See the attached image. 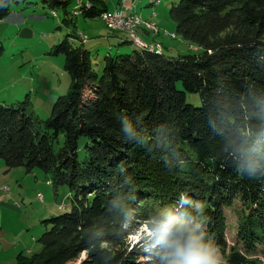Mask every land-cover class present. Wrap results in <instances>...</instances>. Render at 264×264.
I'll return each instance as SVG.
<instances>
[{
  "label": "trees",
  "instance_id": "trees-1",
  "mask_svg": "<svg viewBox=\"0 0 264 264\" xmlns=\"http://www.w3.org/2000/svg\"><path fill=\"white\" fill-rule=\"evenodd\" d=\"M13 2L0 0V22ZM41 2L62 10L75 31L72 0ZM91 2L83 16L96 18L104 3ZM170 16L200 53L136 48L106 56L98 74L93 53L66 37L50 54L64 57L71 89L50 117L42 120L28 100L0 103L7 169H40L73 194L71 209L46 221L41 251L14 264H168L161 223L182 226L197 246L212 240L227 264H263L249 254L264 247V0H181ZM187 93H199L202 106ZM235 202L229 247L226 209ZM143 224L156 248L128 243Z\"/></svg>",
  "mask_w": 264,
  "mask_h": 264
},
{
  "label": "rangeland",
  "instance_id": "rangeland-1",
  "mask_svg": "<svg viewBox=\"0 0 264 264\" xmlns=\"http://www.w3.org/2000/svg\"><path fill=\"white\" fill-rule=\"evenodd\" d=\"M102 1L110 9L119 3L118 0ZM152 1L138 0L134 8L144 11L148 18L156 11L158 18L155 20L162 25H168L167 29L175 33L176 36L172 37L176 39H171L170 32L166 34L163 26H160L161 32L154 22L145 21L142 17L138 27L125 31L115 28L109 20L101 19L106 11L101 12L98 18L84 17L92 8L91 0H72L69 6L70 17L75 21V31L90 37L85 42L80 36V40L74 37L73 26L63 24L65 15L62 10L51 12L43 6L41 0H21L19 3L14 0L11 15L0 22V103L14 105L28 100L33 111L46 121L57 99L71 89V78L64 69V57L50 54L53 47L66 37L75 47L92 50L93 68L98 74L103 71L107 53L115 57L118 54H131L136 48L142 49L134 41L120 50L117 47L110 48L107 37L111 31L124 33L130 40L137 38L148 45L163 49L162 43L156 40L161 38L163 43L171 47L168 53H164L167 57L200 53L199 47L184 40L177 33L176 23L171 19L172 6L181 0H155V4H160L161 1V5L157 6H151ZM81 3L89 9L84 7L80 10L78 5ZM141 30L142 33L156 36L154 41H144L140 36ZM160 32L161 36H158ZM157 50L160 49L154 51L158 52ZM178 88L183 90L181 82L178 83ZM187 102L197 108L202 106L199 93H187ZM84 142L82 140L81 145ZM72 200L73 194L69 187L64 185L55 188L51 184V176L42 170L27 172L24 167L8 170L4 159L0 158V264H14L20 254L31 256L39 253L42 249L39 239L51 227L46 221L69 211ZM240 209L239 202L226 209V238L229 247L236 244ZM196 227L194 223L192 229ZM154 236L155 232L148 225H139L128 237V243L131 246L144 244L150 250L157 247V243L153 242ZM199 247L217 264H227L225 256L212 240L204 243L202 237ZM263 250L264 247L260 246L249 257L259 258L264 264Z\"/></svg>",
  "mask_w": 264,
  "mask_h": 264
},
{
  "label": "clouds",
  "instance_id": "clouds-1",
  "mask_svg": "<svg viewBox=\"0 0 264 264\" xmlns=\"http://www.w3.org/2000/svg\"><path fill=\"white\" fill-rule=\"evenodd\" d=\"M161 242L168 250L165 254L170 256L168 264H217L191 239H183L182 226L170 230L166 223L159 225Z\"/></svg>",
  "mask_w": 264,
  "mask_h": 264
},
{
  "label": "crops",
  "instance_id": "crops-1",
  "mask_svg": "<svg viewBox=\"0 0 264 264\" xmlns=\"http://www.w3.org/2000/svg\"><path fill=\"white\" fill-rule=\"evenodd\" d=\"M102 1V0H101ZM154 1L155 0H153L152 2H151V6H157V5H161V1H160V4H155L154 3ZM103 2V1H102ZM118 4H116L112 9H110V6L109 5H107V4H105L104 2V10L105 11H108V12H113V11H115V10H118V9H125L126 11H128V12H132V14L133 15H136V14H138V15H141V17L145 20V21H152V22H154L156 25H157V27L159 28V31H161V29L162 28H160V26H163L164 27V29H165V32H166V34L168 33V32H170V34H171V36H170V38L171 39H176V37L175 38H173L172 37V35H175V33L173 32V31H171L170 29H167V26L168 25H162V23L161 22H158V21H156L155 19H157L158 18V13L156 12V11H154L153 12V14H152V16L150 17V18H148V17H145V12L144 11H139V10H136V8H134V6H136V4H137V2H138V0H127L125 3H122V1H120V0H118ZM96 18H98V17H96ZM152 18V19H151ZM91 19H94V18H91ZM64 24V23H63ZM67 26V25H66ZM142 31L143 30H141L140 31V33H141V38L144 40V41H146V42H151V41H154V37H156V36H151V35H148L147 33L145 34V33H142ZM75 32V38L76 39H79L78 37H79V35H78V33H79V31H74ZM74 32H72V33H74ZM162 32V31H161ZM161 32L158 34V36H161ZM71 33V34H72ZM176 36V35H175ZM88 39H90V37L88 38ZM129 38H128V36H126L124 33L122 34V33H113L112 31L109 33V36L107 37V42L110 44V48L111 47H117L119 50L120 49H123L124 47H126V45H122L126 40H128ZM80 40V39H79ZM156 40H158V42H160V43H162V45H163V52L165 53V52H169L170 51V49H171V47H169V46H167L166 45V43H163V41H161L162 39L161 38H157ZM83 42V41H82ZM86 42V41H85ZM87 49V48H86ZM88 50H90L91 52H92V50L91 49H88ZM108 55H110L109 53H107V56Z\"/></svg>",
  "mask_w": 264,
  "mask_h": 264
},
{
  "label": "built area",
  "instance_id": "built-area-1",
  "mask_svg": "<svg viewBox=\"0 0 264 264\" xmlns=\"http://www.w3.org/2000/svg\"><path fill=\"white\" fill-rule=\"evenodd\" d=\"M127 0H123L122 3H125ZM132 15V12H128L126 11L125 9H118V10H115L113 12H105L104 13V17H102L101 19L102 20H109L112 22V24H122L123 26H131L130 25V18H131ZM142 20V19H140ZM83 41H87L88 38L87 36L83 35L82 33L78 34ZM132 41H139V40H133ZM147 47H151V48H154V49H160L163 51L162 48L160 47H152V45H148L147 44ZM41 199H42V196H41ZM65 208V207H64Z\"/></svg>",
  "mask_w": 264,
  "mask_h": 264
},
{
  "label": "bare ground",
  "instance_id": "bare-ground-1",
  "mask_svg": "<svg viewBox=\"0 0 264 264\" xmlns=\"http://www.w3.org/2000/svg\"><path fill=\"white\" fill-rule=\"evenodd\" d=\"M84 3L82 4H80V5H78V8L81 10H83V8H84ZM87 9H89V7L88 6H85ZM79 14V13H78ZM133 15V14H132ZM79 16V15H78ZM104 17V16H103ZM141 19V16H136V15H133V16H131V18H130V25L131 26H123L122 24H111V25H113V26H115V28H119V29H121L122 31L124 30H128L129 28H136L135 26H137V25H140L141 24V21L142 20H140ZM106 21V20H105ZM109 22H111V21H109ZM109 24V23H108ZM138 27V26H137ZM132 33V32H131ZM131 38V37H130ZM134 40H139V39H137V38H135ZM135 43H136V45L137 46H139V47H141L142 49H148V50H150V51H154L155 49L154 48H151V47H147V44L145 43V42H142V41H134ZM151 45V44H150ZM153 47V46H152ZM158 52H160V50H157Z\"/></svg>",
  "mask_w": 264,
  "mask_h": 264
}]
</instances>
